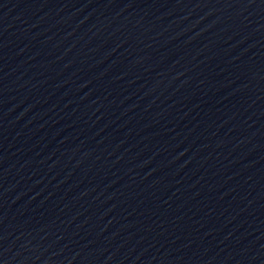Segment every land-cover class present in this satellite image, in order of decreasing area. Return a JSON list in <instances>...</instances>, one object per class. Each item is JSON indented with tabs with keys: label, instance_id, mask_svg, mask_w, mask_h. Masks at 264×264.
I'll list each match as a JSON object with an SVG mask.
<instances>
[{
	"label": "water",
	"instance_id": "obj_1",
	"mask_svg": "<svg viewBox=\"0 0 264 264\" xmlns=\"http://www.w3.org/2000/svg\"><path fill=\"white\" fill-rule=\"evenodd\" d=\"M0 264H264V0H0Z\"/></svg>",
	"mask_w": 264,
	"mask_h": 264
}]
</instances>
